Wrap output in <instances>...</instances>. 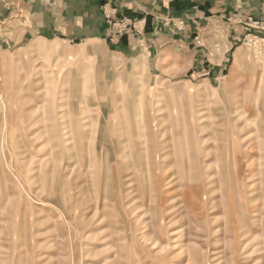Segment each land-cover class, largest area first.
Listing matches in <instances>:
<instances>
[{
  "label": "rangeland",
  "instance_id": "1",
  "mask_svg": "<svg viewBox=\"0 0 264 264\" xmlns=\"http://www.w3.org/2000/svg\"><path fill=\"white\" fill-rule=\"evenodd\" d=\"M1 39L0 264H264L262 30L220 72Z\"/></svg>",
  "mask_w": 264,
  "mask_h": 264
},
{
  "label": "crops",
  "instance_id": "2",
  "mask_svg": "<svg viewBox=\"0 0 264 264\" xmlns=\"http://www.w3.org/2000/svg\"><path fill=\"white\" fill-rule=\"evenodd\" d=\"M109 14L135 20L139 33L130 27L121 37L111 38ZM260 20L264 0H0V32L5 38L1 41L8 47L27 41L34 45V40L74 46L99 41L121 58L126 71L138 69L146 59L150 74L156 73L164 52L175 59L203 57L214 47L223 59L209 67L220 72L235 40L252 30L247 24Z\"/></svg>",
  "mask_w": 264,
  "mask_h": 264
},
{
  "label": "built area",
  "instance_id": "3",
  "mask_svg": "<svg viewBox=\"0 0 264 264\" xmlns=\"http://www.w3.org/2000/svg\"><path fill=\"white\" fill-rule=\"evenodd\" d=\"M107 22L109 25V28L111 30V38L114 37H121L122 35H124L126 32H128L130 30V27H132L133 29H135L134 26V22L135 20H131V19H127L126 17H112L110 14L107 15ZM183 24V20L180 19L178 22V25L181 26ZM247 26L249 28H251L252 30H262L264 32V20H260L258 21H252L249 24H247ZM137 33H139V31L137 29H135ZM197 36H195L194 40Z\"/></svg>",
  "mask_w": 264,
  "mask_h": 264
},
{
  "label": "bare ground",
  "instance_id": "4",
  "mask_svg": "<svg viewBox=\"0 0 264 264\" xmlns=\"http://www.w3.org/2000/svg\"><path fill=\"white\" fill-rule=\"evenodd\" d=\"M34 48H35V50H37V52L39 53V54H41V55H46V56H50V54L52 53V51H53V47H50V48H48V47H45V46H42V45H40L39 43H36L35 45H34ZM93 51L95 52V54H97V55H99V49H97V48H95V49H93ZM251 105V104H250ZM250 105L249 104H246V106H244L245 107V111L246 110H248L249 108H251L250 107ZM56 107H58L59 108V113H60V111H61V107L62 106H55V108ZM50 113L52 114H54L55 112H54V109L52 108L51 109V111H50ZM66 115V114H65ZM263 121H264V119H263ZM63 122V121H62ZM63 124H65V122H63ZM85 125H82V127H84ZM62 128H64L63 130H65L66 129V127L65 126H63ZM262 131H264V128H263V130ZM68 134V132L67 131H65L64 133H63V135H67ZM65 139L66 140H64L65 142H66V145H68L69 143H70V141L68 142V140H69V135H67V136H65ZM248 141V140H247ZM248 143V142H247ZM262 147V146H261ZM241 148H242V146H240V150L239 151H241ZM245 148H247V147H245ZM245 148L243 149L244 151H246L245 150ZM247 150H251V149H247ZM244 151H243V153H244ZM233 155H234V153H233ZM235 157H236V155H234ZM264 156V155H263ZM264 158V157H263ZM193 165V164H192ZM251 174V172H249V174L248 175H250ZM185 175V174H184ZM183 175V176H184ZM247 178H249V177H247ZM166 180V179H165ZM251 187V186H250ZM252 188V187H251ZM253 189V188H252ZM168 216V215H167Z\"/></svg>",
  "mask_w": 264,
  "mask_h": 264
}]
</instances>
